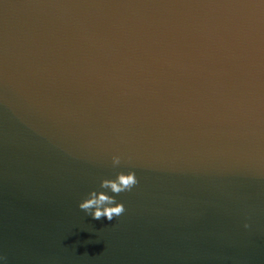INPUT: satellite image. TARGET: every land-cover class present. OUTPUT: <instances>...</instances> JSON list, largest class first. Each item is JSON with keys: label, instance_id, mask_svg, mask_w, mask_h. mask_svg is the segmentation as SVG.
Masks as SVG:
<instances>
[{"label": "water", "instance_id": "water-1", "mask_svg": "<svg viewBox=\"0 0 264 264\" xmlns=\"http://www.w3.org/2000/svg\"><path fill=\"white\" fill-rule=\"evenodd\" d=\"M0 255L264 264V0H0Z\"/></svg>", "mask_w": 264, "mask_h": 264}, {"label": "clouds", "instance_id": "clouds-1", "mask_svg": "<svg viewBox=\"0 0 264 264\" xmlns=\"http://www.w3.org/2000/svg\"><path fill=\"white\" fill-rule=\"evenodd\" d=\"M120 162L119 155L112 157L113 167L119 166ZM137 183L134 171L117 172L114 177L102 179L99 187L89 191L78 203V208L94 220L104 218L111 222L114 217H119L125 211L124 204L116 200V195L130 191ZM245 227L248 225L245 224ZM0 264H5L3 255H0Z\"/></svg>", "mask_w": 264, "mask_h": 264}]
</instances>
